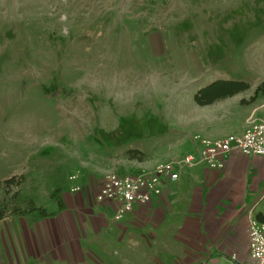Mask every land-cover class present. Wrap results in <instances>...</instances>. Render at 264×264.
<instances>
[{
    "label": "rangeland",
    "instance_id": "374dc122",
    "mask_svg": "<svg viewBox=\"0 0 264 264\" xmlns=\"http://www.w3.org/2000/svg\"><path fill=\"white\" fill-rule=\"evenodd\" d=\"M217 80L250 88L200 105ZM262 82L264 0H0V181L28 176L17 198L0 189L8 218L48 209V189L83 168L182 159L203 118L223 130L248 111L249 126ZM10 220L0 264H18Z\"/></svg>",
    "mask_w": 264,
    "mask_h": 264
},
{
    "label": "crops",
    "instance_id": "0c3cea01",
    "mask_svg": "<svg viewBox=\"0 0 264 264\" xmlns=\"http://www.w3.org/2000/svg\"><path fill=\"white\" fill-rule=\"evenodd\" d=\"M224 101L227 98L219 102ZM258 107L249 113L264 118V114L259 116ZM206 118L197 127L198 135L217 140L243 134L249 117L245 111L237 124H223V130L214 118ZM200 149L195 140L187 154L195 153L197 163L183 168L180 179L170 183L152 204L136 206L122 221L114 219L111 202H97L95 198L106 175L105 168L82 167L75 182L63 185L58 181L54 192L48 189L46 195L50 200L47 215L28 211L3 220L8 223L11 219L15 230V261L235 264L236 256L238 262H247L249 215L253 211L257 216L259 208L264 212V156L246 157L233 152L226 159L225 169L217 171L199 160ZM32 168L39 170L37 165ZM117 169L121 170L119 166ZM50 173L56 177L54 165L46 175ZM77 186L80 189L74 191Z\"/></svg>",
    "mask_w": 264,
    "mask_h": 264
},
{
    "label": "built area",
    "instance_id": "2783aa9c",
    "mask_svg": "<svg viewBox=\"0 0 264 264\" xmlns=\"http://www.w3.org/2000/svg\"><path fill=\"white\" fill-rule=\"evenodd\" d=\"M201 145L199 160L209 168L222 171L226 167V159L233 152L240 155L264 156V119L254 115L249 119V126L241 135H231L223 140L211 141L195 136ZM197 163L195 153L187 154L177 161L160 163L153 171H125L115 169L106 173L96 193L97 202H111L115 207L114 219L122 221L136 206H147L163 195L168 185L180 179L185 167ZM78 175H72L76 180ZM79 186L73 190L78 191ZM249 239V259L247 262L235 264H264V223L259 221L251 211L247 227Z\"/></svg>",
    "mask_w": 264,
    "mask_h": 264
},
{
    "label": "trees",
    "instance_id": "16d2710c",
    "mask_svg": "<svg viewBox=\"0 0 264 264\" xmlns=\"http://www.w3.org/2000/svg\"><path fill=\"white\" fill-rule=\"evenodd\" d=\"M250 88V84L246 81H237V80H217L212 84L206 86L196 95V100L200 105H209L213 104L222 99L232 97L244 90ZM262 92L264 94V82L259 85L257 93ZM255 100V97L252 98ZM26 181V176L24 174L14 175L3 182L0 181V189L4 188L7 194L11 193L13 188H16V191L13 193V197L17 198L20 194V188L24 185ZM6 198L0 197V220H4L9 217V209L7 208ZM32 210H39L43 215H47V212L43 208H33ZM24 212H19L23 214ZM257 219L264 223V212H259L257 214Z\"/></svg>",
    "mask_w": 264,
    "mask_h": 264
}]
</instances>
